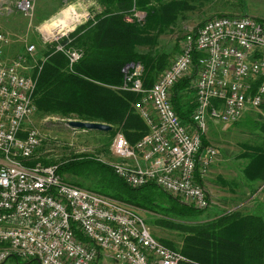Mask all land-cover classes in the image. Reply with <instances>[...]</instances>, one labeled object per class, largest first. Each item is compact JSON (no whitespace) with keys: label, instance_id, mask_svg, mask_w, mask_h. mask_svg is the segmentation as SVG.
I'll list each match as a JSON object with an SVG mask.
<instances>
[{"label":"built area","instance_id":"built-area-1","mask_svg":"<svg viewBox=\"0 0 264 264\" xmlns=\"http://www.w3.org/2000/svg\"><path fill=\"white\" fill-rule=\"evenodd\" d=\"M32 1L12 3L29 15ZM68 26L55 33L41 27L40 33L45 44L57 42L56 51L71 66L82 52L67 46L69 40L62 42L77 27ZM7 42L0 30V262L9 256L38 264H95L101 257L117 264L185 260L151 233L134 207L68 182L58 174V165L42 163L44 154H35L41 132L23 126L35 110V79L19 72V59L4 61ZM194 51L201 53L191 84L196 105L192 122L185 124L173 108L171 89L190 73ZM123 71L119 88L140 95L133 106L147 132L130 142L116 130L109 145L116 160L107 163L131 187L154 184L196 208H207L203 185L217 153L213 147L200 151L201 138L209 121L236 122L264 101V20L225 14L205 19L184 36L177 56L148 88L141 82L140 63H128ZM69 120L75 119L66 121L71 131Z\"/></svg>","mask_w":264,"mask_h":264},{"label":"trees","instance_id":"trees-1","mask_svg":"<svg viewBox=\"0 0 264 264\" xmlns=\"http://www.w3.org/2000/svg\"><path fill=\"white\" fill-rule=\"evenodd\" d=\"M96 1L101 11L62 41L67 43L69 40L67 46L80 50L82 56L69 66L63 54L53 52L52 48L46 51L43 63L34 76L33 103L35 110L41 114L111 125V131L103 132L108 142L118 129L130 142H134L147 132V127L134 110L137 94L119 88L124 83L123 68L128 63L140 62L144 68L143 83L150 86L154 74L157 75L169 64V57L160 51L153 56L143 55L136 48L154 45L155 37L150 31L157 29L163 32L177 19L179 11L190 7L185 0ZM135 13L143 14L142 20ZM128 14L132 17L130 21L126 20ZM200 55L198 51L193 52L190 73L179 79L171 89L173 108L185 124L192 122L196 103L192 98L182 102L181 93L192 88ZM260 108L264 110V101ZM253 128L264 133V123L260 121L254 122ZM205 139L203 135L200 151L204 149ZM245 147L247 151L241 153L247 159L242 169L244 177L249 182H264V146ZM41 161L49 163L44 158ZM57 172L65 180V175L85 178L92 186L84 187L78 181L71 183L142 211L160 210L164 216L161 224L169 225L183 234L180 249L161 240L185 257L179 264H264V218L259 214H241L235 210L203 222L184 223L174 220L173 216L194 218L206 208H196L154 184L131 187L110 165L92 155L78 154L64 159L58 163ZM157 189L166 199L158 196ZM165 213L169 214L168 218ZM76 236L87 240L79 231H76ZM30 260L38 264L34 259Z\"/></svg>","mask_w":264,"mask_h":264},{"label":"rangeland","instance_id":"rangeland-1","mask_svg":"<svg viewBox=\"0 0 264 264\" xmlns=\"http://www.w3.org/2000/svg\"><path fill=\"white\" fill-rule=\"evenodd\" d=\"M223 1H226L233 7H239L243 3H246L245 5L259 10L264 15V0H215L214 3L219 4ZM185 2L188 4L187 1ZM193 2V5L198 8L200 4L203 6L211 5L212 0ZM190 3L188 5H191ZM59 8V12L53 15ZM100 11L101 6L96 0H33L30 14L25 15L15 8L12 0H0V30L8 39V42L2 47L4 61L10 63L11 61L19 59V72L35 78L34 76L38 73L45 58L44 53L50 50V48L53 49V52H59L56 51V41L49 42L48 44L43 42L40 33V31H43L41 27L51 33L50 29L54 28V26H50L53 19L60 18V20L66 19L67 22H71L73 20L76 21L82 15L79 18L81 20L80 22H82L85 18L92 20L94 15ZM72 15L74 18H72ZM139 16L140 14H138ZM194 16L195 13L193 10H188L186 14L181 13L177 17L178 19L163 32H158L157 29L150 31L151 35L155 37L156 43L154 45H140L136 48L137 52L143 55L153 56L155 52L160 51L167 53L169 57V64L157 75L154 74L152 84L177 56L184 36L194 30L200 23L193 24L197 21ZM126 18L132 17L128 14ZM80 22H76L68 27L72 29L74 25L75 27L77 26L73 29L74 31L79 28L78 25H80ZM68 33L70 36V30ZM29 45H33L31 50H27ZM69 47L73 48L70 45ZM140 65L142 85L144 88H148L152 84L150 86L144 85V68L141 63ZM136 94L138 96L136 100H138L140 95L138 93ZM181 98L182 102H186L191 98L195 99L194 88L184 90L181 93ZM73 118L79 119L75 117H63L56 114L45 115L34 110L23 126L25 128L35 127L41 132V141L35 149V154L43 153V158L49 162L48 164L55 165H58L64 159L78 154L92 155L106 164H108V161L116 160L110 151V142L108 140L106 141L105 133L86 129L73 130V127L70 131L69 127L66 126V121ZM257 121L264 123V110L260 106L255 108L249 107L243 116L233 123L209 121V128L205 134L206 144L204 150L207 147H213L217 153L207 170L203 185L207 191L210 204L201 214L196 215L194 218L173 216L174 220L184 223L203 222L235 210L241 214H259L264 218V182H249L242 173V169L247 162V159L241 155V153L247 151L245 145L264 146V133L253 128L254 122ZM65 177L68 182L78 181L84 187L92 186L90 181L85 178L75 177L73 175H65ZM155 191L159 194V197H165L166 199V196L160 190L157 189ZM165 201L163 200V202ZM135 210L143 218L151 233L156 238L167 241L171 245H174L175 248L180 249L183 234L169 225L161 224V219L164 216L160 210L156 212L142 211L137 208ZM168 215L165 213L167 218L169 217ZM0 264L36 263L30 259L9 256L0 262ZM97 264L117 263L110 259L105 262L104 258L101 257L97 261Z\"/></svg>","mask_w":264,"mask_h":264},{"label":"crops","instance_id":"crops-1","mask_svg":"<svg viewBox=\"0 0 264 264\" xmlns=\"http://www.w3.org/2000/svg\"><path fill=\"white\" fill-rule=\"evenodd\" d=\"M185 1H187L188 4L191 2L190 3L191 5H189L190 8H188L186 10L179 11L177 17H179V15H181V13L186 14L188 12V10H190V11L193 10L195 13L194 17L197 20L193 24H196L198 22H200L199 24H201L202 21H204L205 19L210 18V17L215 16V15H221V14H225V15H248V16H252V17H255L257 19H260V20H264V15L259 10L252 8V7H249L248 5H245L246 3H243V5L239 6V7H235V6L233 7L230 4H228L226 1H223L222 3H219V4H215L214 3L215 0H212L213 3L211 2V5L209 4V5L203 6L202 4H200V6L198 8H196L193 5L194 4L193 1H203V0H185ZM59 10H60V8L57 11L53 10V11H56L53 15H56L59 12ZM107 260L108 259L104 258L105 262Z\"/></svg>","mask_w":264,"mask_h":264},{"label":"water","instance_id":"water-1","mask_svg":"<svg viewBox=\"0 0 264 264\" xmlns=\"http://www.w3.org/2000/svg\"><path fill=\"white\" fill-rule=\"evenodd\" d=\"M68 124L76 129H86V130L99 131V132H108L112 130L111 125L103 122L75 119V120H69Z\"/></svg>","mask_w":264,"mask_h":264},{"label":"bare ground","instance_id":"bare-ground-1","mask_svg":"<svg viewBox=\"0 0 264 264\" xmlns=\"http://www.w3.org/2000/svg\"><path fill=\"white\" fill-rule=\"evenodd\" d=\"M67 15V14H66ZM65 15V16H66ZM67 18V17H66ZM72 18H74V16L72 15ZM74 21V20H73ZM72 22V21H71ZM70 21H68L67 22V20L66 19H63V20H60V18L59 19H53L52 21H51V24H50V22H49V24H50V26L52 27V26H54V28H51L50 30H51V32H58V31H61L62 29H64V28H62V27H64V26H68L70 23H71ZM49 24H47V25H49ZM53 24V25H52Z\"/></svg>","mask_w":264,"mask_h":264}]
</instances>
